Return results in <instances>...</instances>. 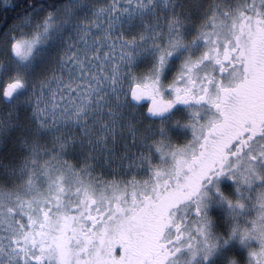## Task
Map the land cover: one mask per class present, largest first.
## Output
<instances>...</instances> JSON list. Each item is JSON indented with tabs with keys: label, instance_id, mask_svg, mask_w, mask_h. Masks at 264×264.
<instances>
[{
	"label": "snow or ice",
	"instance_id": "obj_1",
	"mask_svg": "<svg viewBox=\"0 0 264 264\" xmlns=\"http://www.w3.org/2000/svg\"><path fill=\"white\" fill-rule=\"evenodd\" d=\"M0 264H264V0H0Z\"/></svg>",
	"mask_w": 264,
	"mask_h": 264
}]
</instances>
